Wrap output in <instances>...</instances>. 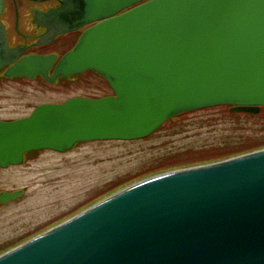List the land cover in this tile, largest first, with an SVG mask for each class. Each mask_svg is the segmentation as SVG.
I'll use <instances>...</instances> for the list:
<instances>
[{
  "label": "water",
  "instance_id": "water-1",
  "mask_svg": "<svg viewBox=\"0 0 264 264\" xmlns=\"http://www.w3.org/2000/svg\"><path fill=\"white\" fill-rule=\"evenodd\" d=\"M64 0L57 34L95 24L51 83L91 70L114 97L43 105L0 122V169L37 151L132 142L189 112H264V0ZM2 0H0V12ZM0 26V70L14 61ZM22 196L1 193L0 205ZM0 264H264V150L133 184L0 256Z\"/></svg>",
  "mask_w": 264,
  "mask_h": 264
},
{
  "label": "rangeland",
  "instance_id": "rangeland-1",
  "mask_svg": "<svg viewBox=\"0 0 264 264\" xmlns=\"http://www.w3.org/2000/svg\"><path fill=\"white\" fill-rule=\"evenodd\" d=\"M86 88L70 84L36 93L19 83L2 85L0 121L22 119L41 103L101 95L96 87ZM257 145H264V114L236 116L214 108L167 122L139 141L81 143L63 154L29 153L23 164L0 172V191L23 192L8 206H0L1 255L133 184L211 165L209 161L230 151Z\"/></svg>",
  "mask_w": 264,
  "mask_h": 264
},
{
  "label": "flooded vegetation",
  "instance_id": "flooded-vegetation-1",
  "mask_svg": "<svg viewBox=\"0 0 264 264\" xmlns=\"http://www.w3.org/2000/svg\"><path fill=\"white\" fill-rule=\"evenodd\" d=\"M63 2L64 0H2L0 26L8 50L16 51L17 55L14 54L12 64L10 62L0 70V87L8 83H19L24 87L33 88V92L45 93L46 89H61L71 84L74 87L83 85L87 87L86 90L92 89V91L96 87L101 95L74 96L62 102H45L33 106L32 112L43 105H62L75 98L97 100L114 96L108 83L91 70L71 75L66 79L57 78L53 83L38 73H33L31 78L6 77V71L19 61L41 58L51 59L49 64L39 65L48 79H51L60 61L76 47L83 33L94 26L90 24L77 31L57 34V30L65 25L62 15L58 14ZM32 112L23 118L29 117ZM10 168L11 166L5 170L0 169V172ZM9 204L11 202L6 206Z\"/></svg>",
  "mask_w": 264,
  "mask_h": 264
},
{
  "label": "trees",
  "instance_id": "trees-1",
  "mask_svg": "<svg viewBox=\"0 0 264 264\" xmlns=\"http://www.w3.org/2000/svg\"><path fill=\"white\" fill-rule=\"evenodd\" d=\"M227 109V108H226ZM227 113H228V115H231V114H229V112H228V110H227ZM188 115H192V113H190V114H185V115H182V116H179V117H177V118H175L174 120H172V121H170V122H174V121H177V120H179V119H181V118H183V117H185V116H188ZM237 115H239V114H236V116ZM241 116V115H240ZM261 146H264V145H257V146H252V147H246V148H240V149H238V150H236V151H230V152H228V153H226V154H224V155H221V156H223V157H217V158H215V159H213L212 161H209L208 163H210V164H212V163H217V162H220V161H223V160H225V159H228V158H231V157H234V156H239V155H241V154H249V153H251V152H256L257 150H259L258 148L259 147H261ZM126 185V184H125ZM124 186V185H123ZM122 187V186H121ZM11 249V248H10ZM6 251V250H5ZM4 251H1L0 252V255H1V253H3ZM7 252V251H6Z\"/></svg>",
  "mask_w": 264,
  "mask_h": 264
},
{
  "label": "bare ground",
  "instance_id": "bare-ground-1",
  "mask_svg": "<svg viewBox=\"0 0 264 264\" xmlns=\"http://www.w3.org/2000/svg\"><path fill=\"white\" fill-rule=\"evenodd\" d=\"M75 148V147H74ZM166 174V173H165Z\"/></svg>",
  "mask_w": 264,
  "mask_h": 264
}]
</instances>
